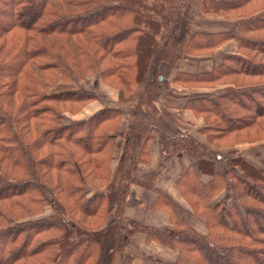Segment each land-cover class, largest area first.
Listing matches in <instances>:
<instances>
[{"label":"trees","instance_id":"obj_1","mask_svg":"<svg viewBox=\"0 0 264 264\" xmlns=\"http://www.w3.org/2000/svg\"><path fill=\"white\" fill-rule=\"evenodd\" d=\"M259 1L199 0V13L237 17L209 33L191 31L194 0H0V264H113L138 231L178 250L174 262L152 264H264V165L235 139L216 143L252 126L264 134V87L236 81L264 74V61L241 53H264V37L252 34L264 29ZM230 39L236 53L210 71L172 78L213 88L188 105L203 116L207 142L226 148L208 150L187 132L165 138L190 158L177 180L183 207L155 188V173L137 172L149 158L143 112L154 105L162 64ZM96 74L118 101L68 120L99 97L83 84ZM124 109L131 128L112 171ZM130 184L154 189L150 206L169 214L168 233L122 222Z\"/></svg>","mask_w":264,"mask_h":264},{"label":"crops","instance_id":"obj_2","mask_svg":"<svg viewBox=\"0 0 264 264\" xmlns=\"http://www.w3.org/2000/svg\"><path fill=\"white\" fill-rule=\"evenodd\" d=\"M198 4L199 0H194L192 12L195 21L198 18H209L211 24L202 25L196 21L192 26V32L215 33L232 27L231 19L199 13ZM222 19L228 20L229 23L218 24ZM236 50V41L230 39L218 46L211 54L183 58L175 62L171 67H168L167 64H162L161 71L164 76H161V84L157 87L154 105L144 109L145 129H151V136L148 141L149 158L146 162L137 165V172L139 174L155 173V188L166 192L172 201L183 207L186 206V202L179 192L177 180L180 174L188 167L190 158L184 151L174 153L173 142L166 144L165 138L173 137L179 132H187L208 150L222 152L226 148L214 147L207 142L206 136L201 132L202 127L205 126L203 116L197 115L188 105V101L195 95L211 93L213 88L183 86L174 82L172 78L178 72L210 71L214 65L221 62L224 55L234 54ZM95 91L99 94L97 99L86 103L76 114L66 113L67 117L69 119L86 118L102 108L105 103L117 102L118 100L116 89L100 80L95 86ZM130 128L129 114L124 109L118 129L112 132L115 137L113 158L110 162L112 171L115 169L125 149ZM238 145L236 144L235 147L241 150L242 147ZM241 151L243 152V150ZM155 198L156 192L154 189L130 184L123 209L122 222L126 223L130 219L149 228L168 233L171 230L172 222L166 211L150 206ZM191 221L193 223L197 222ZM177 256V249L164 246L155 240H148L144 232L138 231L129 236L127 246L116 255L113 264H152V259L172 263L177 259Z\"/></svg>","mask_w":264,"mask_h":264},{"label":"rangeland","instance_id":"obj_3","mask_svg":"<svg viewBox=\"0 0 264 264\" xmlns=\"http://www.w3.org/2000/svg\"><path fill=\"white\" fill-rule=\"evenodd\" d=\"M254 5H255V7H253V9H261L264 6V0H260L259 2H255ZM209 15L215 16V17H221V18H225V19H231L230 21H232L231 22L232 26L237 21V17L233 16L234 15L233 12H225V13L220 12L217 14L209 13ZM193 19H194V16H193ZM225 19H222V21L218 22V24L229 23L228 20L225 21ZM196 21L202 25L211 24V20L209 18H198ZM196 21L194 19V23ZM252 34L264 37V29H259L257 31H254V32H252ZM246 51H248L249 57L252 56L255 60L264 61V53H260L258 50H247V49L242 51L241 53L243 55H245L244 52L246 53ZM99 80H100L99 75L96 74V75H92L90 77L85 78L83 80V84L85 87L95 91V86H96L97 82H99ZM236 81H237V84L251 85V84L257 83L258 86L260 85L259 87H264V74L260 75V76H255V77H252V76L247 77V76H241L240 75V76H237ZM106 85H108V84H106ZM108 86L116 89L117 94H118L117 88H115L111 85H108ZM66 118L69 120V117H67V115H66ZM256 133L258 134L259 140L253 141L254 138L252 136ZM202 134H204V133L202 132ZM232 139H235L233 141V142H235V146H236V144H239L238 146L242 147L241 150H243L244 154H246L248 159L255 161L256 165H259V166L264 165V134H262L260 131H258L255 126L247 128V129H245L239 133H235L232 135L230 134L227 137H222V138L218 139L216 141V143L220 144V145H227L232 141ZM237 149H238V147H237ZM238 150H240V149H238ZM46 211H48V209ZM93 220L94 219H90V221H92V222H88V226L91 224V225H93L92 227H95L98 224L96 221H93Z\"/></svg>","mask_w":264,"mask_h":264},{"label":"water","instance_id":"obj_4","mask_svg":"<svg viewBox=\"0 0 264 264\" xmlns=\"http://www.w3.org/2000/svg\"><path fill=\"white\" fill-rule=\"evenodd\" d=\"M159 79L161 80V79H162V77H159Z\"/></svg>","mask_w":264,"mask_h":264}]
</instances>
